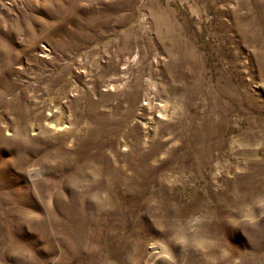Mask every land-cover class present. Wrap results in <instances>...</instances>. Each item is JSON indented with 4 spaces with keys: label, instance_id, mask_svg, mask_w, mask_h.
<instances>
[{
    "label": "rangeland",
    "instance_id": "374dc122",
    "mask_svg": "<svg viewBox=\"0 0 264 264\" xmlns=\"http://www.w3.org/2000/svg\"><path fill=\"white\" fill-rule=\"evenodd\" d=\"M257 197L264 0H0V264H264Z\"/></svg>",
    "mask_w": 264,
    "mask_h": 264
},
{
    "label": "clouds",
    "instance_id": "9594fccd",
    "mask_svg": "<svg viewBox=\"0 0 264 264\" xmlns=\"http://www.w3.org/2000/svg\"><path fill=\"white\" fill-rule=\"evenodd\" d=\"M94 176L97 180L100 179V176L97 173H94ZM77 183H80L79 181ZM93 201L99 202V197L94 193L91 196ZM257 210L260 211V216L264 217V197H257L254 203H245L241 206L239 210V219L241 222L247 223L249 225L257 223ZM178 244L186 245L189 243L188 239L184 235H179L176 237ZM194 247L201 252L207 253L210 249L216 248L217 244L215 241L208 239L206 237H198L192 241ZM27 253H23L26 255ZM17 253H13V258H15ZM230 256L228 250L221 248L219 256H205L206 264H220L221 261L227 260Z\"/></svg>",
    "mask_w": 264,
    "mask_h": 264
},
{
    "label": "bare ground",
    "instance_id": "6f19581e",
    "mask_svg": "<svg viewBox=\"0 0 264 264\" xmlns=\"http://www.w3.org/2000/svg\"><path fill=\"white\" fill-rule=\"evenodd\" d=\"M152 85V84H151ZM150 84H149V87L146 89V94H145V96H144V101H147V100H150V98H149V96L151 95V94H153V92H152V86H151ZM132 135H133V137L134 138H139V132L136 130V129H134L133 131H132ZM136 147L138 148L139 146L138 145H136ZM138 151V150H137ZM33 172H31L30 174H32ZM36 174V173H35ZM35 174H34V176H35ZM118 181H123L124 180V178H120V179H117ZM130 186H134L129 180H128V182H127ZM144 183H145V181L142 179L141 180V184L142 185H144ZM144 194H145V186H143L141 189H139L138 191H135V192H133V197L134 198H139V197H142V196H144ZM99 197V199H103V200H106V198L105 197H103V196H98Z\"/></svg>",
    "mask_w": 264,
    "mask_h": 264
}]
</instances>
